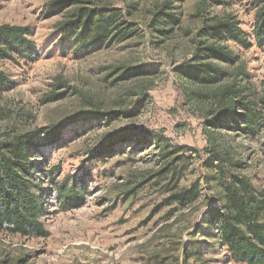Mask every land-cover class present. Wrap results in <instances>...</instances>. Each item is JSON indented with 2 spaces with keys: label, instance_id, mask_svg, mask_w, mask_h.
<instances>
[{
  "label": "rangeland",
  "instance_id": "1",
  "mask_svg": "<svg viewBox=\"0 0 264 264\" xmlns=\"http://www.w3.org/2000/svg\"><path fill=\"white\" fill-rule=\"evenodd\" d=\"M49 1L0 0V25L29 28L40 51L39 60L29 64L0 60V71L12 82L11 88L0 93V133L45 128L94 109L113 115L108 123L90 119L70 125L63 141L36 155L35 173L47 192L42 222L49 236L1 232L0 264H177L185 253L190 256L188 264H233L225 249L208 237L205 214L211 199L181 208L165 206V195L157 191L164 182L140 185L161 168L157 148L129 143L105 156L95 153L109 135L122 128L147 129L197 151L184 165L179 186L203 180L205 186L221 189L239 176L264 192V126L252 136L226 128L208 130L215 149L224 158L229 156V161L223 173L203 166L213 150L203 130L206 112L213 108V91L226 81L199 88L175 72L191 58L203 19L197 12L199 0H100L130 9L139 34L77 56L62 53L56 30L72 7L47 16ZM167 1L180 25L161 36L149 28V21L155 8ZM259 1L231 0L209 6L206 16H232L249 34ZM225 45L237 56L238 64H245L250 73L246 92L264 115V51L232 42ZM127 68L141 73L119 78ZM226 69L231 72L234 67ZM198 91L202 95H196ZM51 96L60 98L46 102ZM67 176L83 178L79 184L86 191V203L61 211L48 180ZM206 194L211 198L210 192ZM154 256H158L155 262Z\"/></svg>",
  "mask_w": 264,
  "mask_h": 264
},
{
  "label": "trees",
  "instance_id": "2",
  "mask_svg": "<svg viewBox=\"0 0 264 264\" xmlns=\"http://www.w3.org/2000/svg\"><path fill=\"white\" fill-rule=\"evenodd\" d=\"M230 1H198L197 12L203 19L193 41L191 58L175 68L178 77L199 88L214 87L226 81L212 93L214 105L206 112L203 128L210 148H213L203 166L206 170L214 169L222 173L229 156L224 158L215 149L207 131L226 128L237 134L252 136L264 126V115L257 110L258 103L246 92L250 73L245 64H238L237 56L225 45L232 42L243 48L256 46L264 51V0L259 1L255 10L249 34L232 16H206L209 6H220ZM71 7L72 10L56 28L64 54L77 56L100 45L121 44L139 34L138 26L131 20L130 9L105 4L100 0H50L45 4L47 16ZM179 25L180 18L168 1L155 8L149 21V28L161 36L170 34ZM39 58L40 51L31 38L29 28L0 25V60L29 64ZM227 66L234 67L233 71H227ZM139 73L127 68L118 77L126 79ZM11 86L9 77L0 71V93ZM196 95H202L201 91ZM59 98L51 96L46 102ZM112 115V112L94 109L82 111L45 128L0 133V233L20 237L49 236L42 222L47 192L41 188L35 173L36 155L63 141L64 131L70 125L90 119H104L108 123ZM129 143L159 150L160 170L140 185L153 182L157 186L164 182L157 190L165 195L162 205L181 208L203 198L206 202L211 199L212 205L205 214L209 239L225 249L229 263L264 264V192L256 190L250 181L239 176L221 189L205 186L203 180H196L186 187L179 186L184 165L197 151L175 145L170 139L147 129L122 128L116 131L95 152L96 157L110 154L119 145ZM48 173L52 172L49 170ZM81 179L67 176L60 181L48 180L53 185L54 200L61 211L80 208L86 203V191L80 186ZM209 192L211 198L206 194ZM193 255L197 258L199 252L195 251ZM157 257L154 256L152 261H157ZM189 258L185 253L181 261L177 259V264H188Z\"/></svg>",
  "mask_w": 264,
  "mask_h": 264
}]
</instances>
